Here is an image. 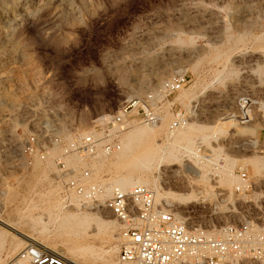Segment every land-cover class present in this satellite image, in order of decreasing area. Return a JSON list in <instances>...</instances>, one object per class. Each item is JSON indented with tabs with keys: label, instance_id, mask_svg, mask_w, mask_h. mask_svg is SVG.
I'll use <instances>...</instances> for the list:
<instances>
[{
	"label": "rangeland",
	"instance_id": "rangeland-1",
	"mask_svg": "<svg viewBox=\"0 0 264 264\" xmlns=\"http://www.w3.org/2000/svg\"><path fill=\"white\" fill-rule=\"evenodd\" d=\"M177 72H186L190 81L171 101L189 122L170 137L172 110L166 104L155 140L166 144L190 132L195 142L190 156L177 145L187 161L158 169L154 161L132 176L149 181L177 204L174 196L195 194L193 186L204 189L196 201L174 208L209 230L264 216V169L257 173L249 161L264 159L259 152L264 151V0H0V221L44 244L54 237L55 249H73L82 239L102 250L110 243L118 246V222L108 210L91 209L115 220L108 243L101 237L76 238L50 218L46 195L51 190H58L54 198L63 206L55 163L62 149L52 139L89 132L103 116ZM245 94L260 104L252 121L241 124L237 100ZM31 133L46 143L45 159L25 153ZM195 151L199 159H208L206 165L195 161ZM114 157L94 163V180L127 171L109 172ZM65 160L71 166L85 164L76 156ZM240 169L254 183L246 192L235 190ZM227 172L236 177L231 185L222 179ZM77 206L83 209L69 208ZM6 228L0 224V258H6L14 240L9 232L1 237ZM77 257L78 264H100L97 255Z\"/></svg>",
	"mask_w": 264,
	"mask_h": 264
},
{
	"label": "built area",
	"instance_id": "built-area-1",
	"mask_svg": "<svg viewBox=\"0 0 264 264\" xmlns=\"http://www.w3.org/2000/svg\"><path fill=\"white\" fill-rule=\"evenodd\" d=\"M186 72H177L157 88L127 101L116 113L100 120L86 134L69 140L56 137L53 145L62 154L55 158L56 181L65 208L79 204L94 210H108L118 222L117 264H264V216L243 218L216 231L195 222L185 211L158 203L154 187L135 184L129 188L108 181L93 180L94 160L111 156L122 147L121 136L135 122L157 125L163 109L170 104L172 120L169 132L185 126L189 115L177 109L171 98L189 83ZM260 102L252 94L237 100V119L241 124L252 121L253 110ZM256 143L255 141H251ZM25 153L30 157L46 158V143L36 133L25 139ZM74 154L85 165L71 166L65 156ZM237 192L250 190L254 183L244 169L239 170ZM188 213V212H187ZM10 264H78L62 252L29 244L22 248Z\"/></svg>",
	"mask_w": 264,
	"mask_h": 264
},
{
	"label": "bare ground",
	"instance_id": "bare-ground-1",
	"mask_svg": "<svg viewBox=\"0 0 264 264\" xmlns=\"http://www.w3.org/2000/svg\"><path fill=\"white\" fill-rule=\"evenodd\" d=\"M105 117H109V116H103L101 119H105ZM156 126L157 125H153L152 127L150 126L149 128L146 127L143 129V128L134 127L132 125L129 129H127L122 134L125 136L123 138V142H122L124 149H122V147H121V149L119 151H116L113 153V156H115L114 157L115 159H113V161H111V164H110L111 166L109 168V172L110 171L114 172L116 169H120V168L123 170L127 169V171L124 174H119V176H116V177H114V176H110V178L107 177L108 191H110L111 187H112V184H110L111 181L113 183H115L116 185H119L123 188H129L135 184L149 185L148 184L149 181L143 180L140 177H138L135 180L133 177L134 175L132 176V174L134 172L139 171L141 168L150 169L155 164L154 161H157V169H158V167L164 166L166 164L172 166V165L177 164L178 162L187 161V159L184 158L185 156L182 157L183 155L182 154H181L182 156L180 155V153H181L180 149H178L176 146L177 145H179V147L183 146L182 148L187 149L186 150V152H188L187 156H190L189 153L191 151L192 145L195 144V142H193V139L191 137L190 132L187 134V136L180 139L181 141L175 139V137H174V138H170L166 144H159L155 140V137L157 136ZM191 126L192 125H189V128H192ZM175 132H173V133H175ZM173 133L170 134V137L173 136ZM259 152H264V151H259ZM193 153H194L193 157L195 158V161L197 163L201 162L203 164L205 163V165H206V163L208 162V159L203 158V160H201V159H199V158H201V156L199 155V152L195 151ZM67 156H69V155H67ZM71 156H76V155L71 154ZM76 157H78V156H76ZM79 159H81V158H79ZM101 159H103V158H101ZM101 159L94 160V162H93V167H94V174H93V178H92L93 180H94V177H95V174L97 171L95 169L94 163L98 162ZM188 159H190V158H188ZM81 161L85 162L82 159H81ZM249 161L257 173L260 172L262 169H264V159H249ZM233 162H234V160H233ZM233 162L230 163L232 165V167L234 164ZM186 164H187V167L189 170L195 172V174L199 173V171L195 167L192 166L193 165L192 163L186 162ZM205 167L206 166H204V165L202 166V168H205ZM229 168H231V166ZM262 175H264V174H262ZM262 175H257V177L262 176ZM234 177L235 176H233V173L231 174V173L227 172L223 175L222 179L227 184L231 185L236 180V177L235 178ZM98 179H103V176L99 177ZM109 180H110V182H109ZM236 181H237L236 182L237 184L240 182L238 175H237ZM57 183H59V182L57 181ZM59 185H60V183H59ZM149 186H151V185H149ZM193 187H192V189L194 190L196 195L193 193H187V194L182 193L183 195L182 194L179 196L177 195V197L174 196V198L180 202L179 204L170 201L169 198L171 196H168L164 191L162 192L160 190V188H156L157 202L162 203L164 205L173 206V207L174 206L178 207L179 205H182L185 203H191L194 201V199L197 195L204 193L203 188H202L203 190H200L199 187H194V188ZM48 194L46 195V197H47V201H49L48 210H50V213H51L50 218L54 217V219H53L54 223L60 222L59 228H62V229L64 228V230H65V228H69L70 230H72V233H73L72 236H74L76 238H79V237H85V238H87V237H93V238L101 237V239L104 243L105 242L108 243L111 241V239L114 236L113 232L116 228V222L110 216H108L106 214H105L106 216H103V215L99 216L96 213L92 212L91 208H86V207H83V209H79L77 206V207L66 209L65 207H63L62 205L59 204L57 199L54 198V197L57 198L58 190H54V191L51 190L50 193H48ZM224 194H226V193H222L219 195L221 197H223V196H225ZM161 200H164L165 202L164 203L159 202ZM195 201H196V199H195ZM201 201H203V199H201ZM84 208H86V209H84ZM55 211H56V213H55ZM233 211H235V210H233ZM96 212H98V211H96ZM0 224L4 228L7 227L6 229L8 230V231L3 232L1 237L4 238V236L6 234H8V232L14 234L13 235L14 240H12V244L5 251L6 252V258H0V264H4V262L7 258L14 257L13 255L19 250L20 247L23 246L24 243L25 244L27 243V245L34 244V245L41 246V247L48 249V250L62 252V253H64L65 256H67L69 258V260L71 262H75V263H77V261L79 260L77 255H80V257L84 258V259H86L85 256L93 257V256L97 255V257L100 259L99 260L100 264H117L116 263L117 261L116 262L114 261V257H115V255H117L116 253L118 252L119 249H118V246L115 244L114 245H112L111 243L109 245L107 244L108 246L106 247V245H105L103 247V250H102V247H100L101 249H97L96 247L92 246V244L84 243V241L82 239V241H80V243L78 245H76L73 249H66V248L55 249L54 245H52V244L56 243L54 237H53V239L46 238L45 244H44V243L36 241L33 237H31L28 234H25L23 232H18L13 227H11L9 224H7L3 221H0ZM220 229H221V227H220ZM213 230L216 231L218 229L215 228ZM66 235H68V234H66ZM70 235H71V232H70ZM40 240H42V239H40ZM2 245H3V240L0 241V246H2ZM100 253L102 254V256H100L101 255ZM84 261H86V260H84ZM9 264H10V262H9Z\"/></svg>",
	"mask_w": 264,
	"mask_h": 264
}]
</instances>
